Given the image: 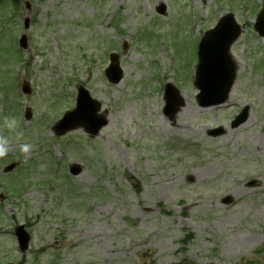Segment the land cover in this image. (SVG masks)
I'll list each match as a JSON object with an SVG mask.
<instances>
[{
    "label": "rangeland",
    "instance_id": "rangeland-1",
    "mask_svg": "<svg viewBox=\"0 0 264 264\" xmlns=\"http://www.w3.org/2000/svg\"><path fill=\"white\" fill-rule=\"evenodd\" d=\"M13 1L0 2V135L10 139L0 157V264H264V42L252 29L264 0ZM226 12L243 27L231 47L236 82L224 105L204 109L197 46ZM111 53L118 85L104 76ZM166 83L178 90L173 115L163 112ZM78 85L107 121L94 138L51 130L74 109ZM245 106L248 120L232 129ZM217 127L224 133L209 136ZM20 224L31 237L23 254Z\"/></svg>",
    "mask_w": 264,
    "mask_h": 264
},
{
    "label": "water",
    "instance_id": "water-1",
    "mask_svg": "<svg viewBox=\"0 0 264 264\" xmlns=\"http://www.w3.org/2000/svg\"><path fill=\"white\" fill-rule=\"evenodd\" d=\"M164 8H161V12ZM28 21H25V26H27ZM255 31L264 38V8L257 15L255 25ZM240 34V28L236 25L233 17L231 15H225L216 25V27L209 32H207L199 43L198 47V58L199 64L197 66L196 72V85L200 90V105L209 104H219L225 101L228 92L234 81L235 66L229 56L230 45L238 38ZM22 47H25V38L22 37L20 40ZM112 65L110 66L108 73H110V81L118 83L121 74L118 68L117 58L113 56L111 59ZM107 73V75H108ZM207 89V91H206ZM214 96V101L211 99H204L206 95L211 94ZM87 95L79 91V101L84 100ZM205 100V101H204ZM68 116V115H67ZM65 118L60 123H66L69 120V116ZM248 116L247 109L237 117L235 126L243 123ZM81 126V123L73 124L69 128L76 126ZM93 124H91L92 126ZM104 125V123L93 128L91 133L95 135L99 128ZM13 166H9L7 170L12 169ZM80 167L73 166L70 172L73 175H77L80 172ZM15 235L18 238V243L21 251L27 249L28 236L23 231V227H18L15 229Z\"/></svg>",
    "mask_w": 264,
    "mask_h": 264
},
{
    "label": "clouds",
    "instance_id": "clouds-1",
    "mask_svg": "<svg viewBox=\"0 0 264 264\" xmlns=\"http://www.w3.org/2000/svg\"><path fill=\"white\" fill-rule=\"evenodd\" d=\"M18 120L15 116H5L3 118V126L10 130H16L18 128ZM17 136H22L23 132L19 131L16 133ZM23 153H28L32 148L30 143H23L20 146ZM10 150V139L8 136L0 135V157H4L9 153Z\"/></svg>",
    "mask_w": 264,
    "mask_h": 264
}]
</instances>
